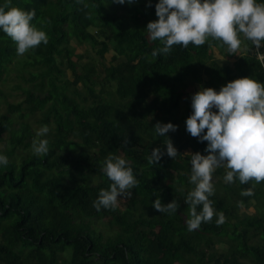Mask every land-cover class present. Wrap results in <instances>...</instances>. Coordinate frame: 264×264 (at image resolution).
I'll use <instances>...</instances> for the list:
<instances>
[{
    "label": "trees",
    "instance_id": "1",
    "mask_svg": "<svg viewBox=\"0 0 264 264\" xmlns=\"http://www.w3.org/2000/svg\"><path fill=\"white\" fill-rule=\"evenodd\" d=\"M74 38L101 57L112 46L103 73L79 70ZM244 43L229 64L213 55ZM258 52L264 0H0V81L15 61L42 69L17 85L25 99L0 101V264H63L70 250L71 264H264V211L241 212L264 205ZM66 67L75 79L61 86ZM103 78L122 109L82 97ZM190 80L218 105L182 111ZM37 112L44 140L29 150Z\"/></svg>",
    "mask_w": 264,
    "mask_h": 264
},
{
    "label": "rangeland",
    "instance_id": "2",
    "mask_svg": "<svg viewBox=\"0 0 264 264\" xmlns=\"http://www.w3.org/2000/svg\"><path fill=\"white\" fill-rule=\"evenodd\" d=\"M93 32H96V30H99L98 26H95L91 28ZM102 38H106L105 35H102ZM244 38L247 39L248 36L247 34H244ZM114 43V42H113ZM111 43V45H113ZM24 50L21 53V56L19 59H25L26 56L28 55L29 52V44L27 42H24ZM72 45L75 48V55L73 56V59L78 61L80 64L79 70L83 71V66L88 63V62H93L96 65V68L99 73H103L105 68L108 66V64L111 63L113 54H115L114 50L110 47V51L105 54L104 57H101L98 55L96 49L91 46L90 43H84L81 44L78 42L75 38L72 40ZM248 44L244 43L240 50H236L235 48H230V47H214L213 48V55L217 60H219L223 64H229L233 61L236 60V56L240 51H246ZM123 57L120 56L115 63L119 62L122 60ZM42 69L39 66H30L26 65L24 68L21 64H18L17 61H15L12 65H10V70L4 75L2 80L0 81V96L1 94L6 95V99H0L1 104L7 103L8 101L10 102H19L25 99L26 93L23 92L22 89L17 87V85H23L26 87H31L33 86V83L31 81H28V77L31 76V72L33 73H40ZM20 75L24 76L21 77ZM206 77V75H205ZM63 80L59 81V84L61 86L64 84L66 79L74 80L75 75L72 71V69L66 67V73L63 75ZM190 85L188 88V94L184 97V101L182 102V111L186 109L187 101L188 102H195L199 106H207L208 108H215L218 103L210 96L207 94L202 86L193 80L189 81ZM79 90L82 92V97H87L86 103H91L97 101L98 96L103 97L105 100L110 101L116 105L118 109L123 108V101L119 98L117 91H116V84L112 82L111 80L108 79H99V81L96 82L94 88L95 91L93 93L89 92L87 88L80 83L78 85ZM74 87L71 86V90ZM72 93V91H69ZM154 98V96H150L148 98V101H151ZM82 100V98H80ZM83 101V100H82ZM6 106L5 104L1 108V112L5 111ZM41 118V113L37 112L35 115H32L29 117V121L38 129V132L40 135H37L35 137V144L32 146L29 150H40L42 141L44 140L43 134L45 133V130L43 126L38 122L39 119ZM6 137L9 135L6 134ZM6 144L2 143L0 145L1 148H5ZM26 152V151H25ZM186 152L191 153L192 150L189 149ZM120 157L123 156L122 153L119 154ZM195 161V168L196 169H205L207 170L210 178L214 181H217L218 179L222 178L221 175L216 174L215 170L218 167L217 162L215 161L214 157L211 156V161L210 162H203L201 160L200 156H195L194 157ZM100 181V178L95 177L94 182ZM211 185V184H210ZM264 211V205L258 208L255 203H253L249 208H246L245 206H242L241 212H248V213H256L257 211ZM88 218V217H87ZM91 219V218H89ZM94 225L98 230H102L105 234H110V227L108 226L107 221H100V220H95ZM256 242L262 241L260 237L255 239ZM221 250L226 249L228 246L226 243H219L217 245ZM73 250H70L66 253H64L62 256H60V261L63 264H71L70 259L72 256Z\"/></svg>",
    "mask_w": 264,
    "mask_h": 264
},
{
    "label": "built area",
    "instance_id": "3",
    "mask_svg": "<svg viewBox=\"0 0 264 264\" xmlns=\"http://www.w3.org/2000/svg\"><path fill=\"white\" fill-rule=\"evenodd\" d=\"M255 42L257 44V41H255ZM257 50H259V49H257ZM258 56H259L261 62L263 63V66H264V53L258 52Z\"/></svg>",
    "mask_w": 264,
    "mask_h": 264
},
{
    "label": "clouds",
    "instance_id": "4",
    "mask_svg": "<svg viewBox=\"0 0 264 264\" xmlns=\"http://www.w3.org/2000/svg\"><path fill=\"white\" fill-rule=\"evenodd\" d=\"M256 41V40H255ZM256 43V42H255ZM257 45V44H256Z\"/></svg>",
    "mask_w": 264,
    "mask_h": 264
}]
</instances>
